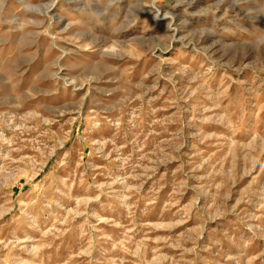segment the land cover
I'll use <instances>...</instances> for the list:
<instances>
[{"label": "rangeland", "instance_id": "rangeland-1", "mask_svg": "<svg viewBox=\"0 0 264 264\" xmlns=\"http://www.w3.org/2000/svg\"><path fill=\"white\" fill-rule=\"evenodd\" d=\"M0 264H264V0H0Z\"/></svg>", "mask_w": 264, "mask_h": 264}]
</instances>
